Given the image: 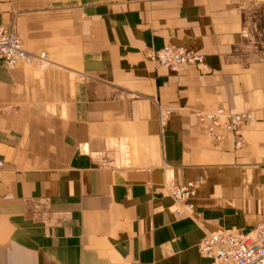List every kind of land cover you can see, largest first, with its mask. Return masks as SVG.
<instances>
[{
	"label": "crops",
	"instance_id": "1",
	"mask_svg": "<svg viewBox=\"0 0 264 264\" xmlns=\"http://www.w3.org/2000/svg\"><path fill=\"white\" fill-rule=\"evenodd\" d=\"M0 27L47 64L0 60V264H213L205 236L264 219V0H0ZM219 108L240 136L207 135Z\"/></svg>",
	"mask_w": 264,
	"mask_h": 264
},
{
	"label": "built area",
	"instance_id": "2",
	"mask_svg": "<svg viewBox=\"0 0 264 264\" xmlns=\"http://www.w3.org/2000/svg\"><path fill=\"white\" fill-rule=\"evenodd\" d=\"M148 58L156 65L175 72L182 65L207 66L203 56L192 49L166 46L148 54ZM0 60L7 68L17 65H42L46 62V53L33 55L26 52L17 34L12 29L0 27ZM170 114L169 110L160 111L159 122L164 124ZM200 122L207 124L206 133L217 141H223L227 134L240 136L242 128L249 121L250 115L229 114L223 109L214 112H197ZM236 147L240 145L237 142ZM0 163V167H1ZM202 178L188 182L183 186L172 185L168 193L174 201L172 212L176 215L185 213L191 216L197 189L202 184ZM198 251L203 257L213 259V264H264V219L244 236L232 232H216L205 236L198 244Z\"/></svg>",
	"mask_w": 264,
	"mask_h": 264
},
{
	"label": "rangeland",
	"instance_id": "3",
	"mask_svg": "<svg viewBox=\"0 0 264 264\" xmlns=\"http://www.w3.org/2000/svg\"><path fill=\"white\" fill-rule=\"evenodd\" d=\"M31 65H34V64H31ZM42 65H43V66H47V64H45V63H44V64H42ZM28 66H29V65H28ZM40 66H41V65H40Z\"/></svg>",
	"mask_w": 264,
	"mask_h": 264
},
{
	"label": "bare ground",
	"instance_id": "4",
	"mask_svg": "<svg viewBox=\"0 0 264 264\" xmlns=\"http://www.w3.org/2000/svg\"><path fill=\"white\" fill-rule=\"evenodd\" d=\"M136 153V152H135ZM136 154H138V152L136 153ZM137 156V155H136Z\"/></svg>",
	"mask_w": 264,
	"mask_h": 264
}]
</instances>
